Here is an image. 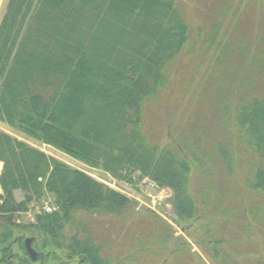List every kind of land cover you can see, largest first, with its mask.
<instances>
[{
  "label": "trees",
  "instance_id": "obj_1",
  "mask_svg": "<svg viewBox=\"0 0 264 264\" xmlns=\"http://www.w3.org/2000/svg\"><path fill=\"white\" fill-rule=\"evenodd\" d=\"M0 122L170 189L218 264H264V0H8ZM0 162V264H32L20 229L33 264L202 262L153 211L2 130ZM47 195L54 211L15 220Z\"/></svg>",
  "mask_w": 264,
  "mask_h": 264
},
{
  "label": "rangeland",
  "instance_id": "obj_2",
  "mask_svg": "<svg viewBox=\"0 0 264 264\" xmlns=\"http://www.w3.org/2000/svg\"><path fill=\"white\" fill-rule=\"evenodd\" d=\"M8 3V0H0V20L2 16L4 15L6 5ZM0 130L17 137L19 139H23L29 144L33 145L34 147L42 150L47 155L56 158L57 160L67 164L68 166L72 168L79 169L86 174L103 181L104 183L108 184L110 187L115 188L116 190L122 192L123 194L129 195L133 197V201H135V204L138 206L132 211V214H145L146 212L153 211L156 212V214H159L165 221L172 224V227L175 231V236H182L183 239H186L189 241L191 245V251L199 254V256L202 259V262L198 260L197 256L194 255L195 258V264H218L217 261H214L210 256H208L206 253H204V250L199 246L195 241L194 237L192 235H195L196 238H202L201 233L198 232V224L195 221H192L185 225L186 231L183 230L181 225L178 223V220L176 219L173 209L170 206V198L172 196V191L164 188V189H157L155 187L150 188V186H147L145 183H143L142 179H138L137 182L134 184H128L124 181H118L116 179H112L109 175H106L104 173H101L99 170L92 169L87 167L86 165L79 163L69 156L53 149L52 147L41 144L40 142H37L34 139L28 138L23 136L21 133L15 131L14 129L10 128L5 123L0 122ZM1 164V163H0ZM2 170V165H0V173ZM146 181V180H145ZM1 188H0V196H1ZM15 198L18 201H21L23 198V194L20 191L15 192ZM53 202V197L51 195H47L46 198L43 199V202H33L31 204V209L27 212H22L15 216V220L21 224H29L33 223L35 220V215L40 213L42 211V208L45 204ZM189 228V230H188ZM195 234L191 235L192 231H195ZM21 234V236H24L25 238L31 237L29 236L30 233L20 229L15 231V235L18 236V234ZM190 233V234H188ZM13 250L15 253H17L15 256L16 259L24 258L25 255H23V252L21 249H18L16 246H14ZM29 257V254H27V258ZM38 257V256H37ZM30 258V257H29ZM28 258V259H29ZM237 259V257H234V259ZM37 260V258H36ZM36 260H32L35 262ZM11 264H17L16 262H10ZM7 264V263H6ZM41 264V263H37ZM245 264V263H244Z\"/></svg>",
  "mask_w": 264,
  "mask_h": 264
},
{
  "label": "water",
  "instance_id": "obj_3",
  "mask_svg": "<svg viewBox=\"0 0 264 264\" xmlns=\"http://www.w3.org/2000/svg\"><path fill=\"white\" fill-rule=\"evenodd\" d=\"M31 241H32V238H28L26 239L25 241V245H26V249H27V252L28 254L30 255V257L33 259V260H36L37 258V253L35 250H33L30 246L31 244Z\"/></svg>",
  "mask_w": 264,
  "mask_h": 264
},
{
  "label": "built area",
  "instance_id": "obj_4",
  "mask_svg": "<svg viewBox=\"0 0 264 264\" xmlns=\"http://www.w3.org/2000/svg\"><path fill=\"white\" fill-rule=\"evenodd\" d=\"M46 210L50 211V210H51V208L47 206V207H46Z\"/></svg>",
  "mask_w": 264,
  "mask_h": 264
},
{
  "label": "crops",
  "instance_id": "obj_5",
  "mask_svg": "<svg viewBox=\"0 0 264 264\" xmlns=\"http://www.w3.org/2000/svg\"><path fill=\"white\" fill-rule=\"evenodd\" d=\"M0 163H1V162H0ZM0 165H2V163H1Z\"/></svg>",
  "mask_w": 264,
  "mask_h": 264
}]
</instances>
